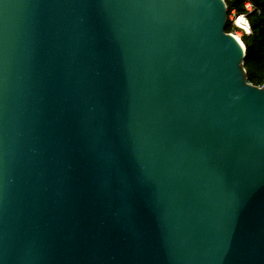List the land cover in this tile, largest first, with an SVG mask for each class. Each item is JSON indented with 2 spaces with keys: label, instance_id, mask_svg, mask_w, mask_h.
Here are the masks:
<instances>
[{
  "label": "water",
  "instance_id": "water-1",
  "mask_svg": "<svg viewBox=\"0 0 264 264\" xmlns=\"http://www.w3.org/2000/svg\"><path fill=\"white\" fill-rule=\"evenodd\" d=\"M224 0H0V264H264V83Z\"/></svg>",
  "mask_w": 264,
  "mask_h": 264
},
{
  "label": "trees",
  "instance_id": "trees-1",
  "mask_svg": "<svg viewBox=\"0 0 264 264\" xmlns=\"http://www.w3.org/2000/svg\"><path fill=\"white\" fill-rule=\"evenodd\" d=\"M247 0H224L227 10L243 12V3ZM258 10L249 15L250 36H243L241 42L245 48L243 68L247 83L260 87L264 83V0H248ZM225 33H232L234 28L227 20Z\"/></svg>",
  "mask_w": 264,
  "mask_h": 264
},
{
  "label": "built area",
  "instance_id": "built-area-1",
  "mask_svg": "<svg viewBox=\"0 0 264 264\" xmlns=\"http://www.w3.org/2000/svg\"><path fill=\"white\" fill-rule=\"evenodd\" d=\"M243 8L244 10L241 13L236 12L234 9L227 10V20L234 28V31L228 34L238 35L240 41L243 36L251 35L248 17L253 12H258L256 7L248 0L243 3Z\"/></svg>",
  "mask_w": 264,
  "mask_h": 264
},
{
  "label": "bare ground",
  "instance_id": "bare-ground-1",
  "mask_svg": "<svg viewBox=\"0 0 264 264\" xmlns=\"http://www.w3.org/2000/svg\"><path fill=\"white\" fill-rule=\"evenodd\" d=\"M230 37L240 48H243V44L240 41L238 35L231 34Z\"/></svg>",
  "mask_w": 264,
  "mask_h": 264
}]
</instances>
